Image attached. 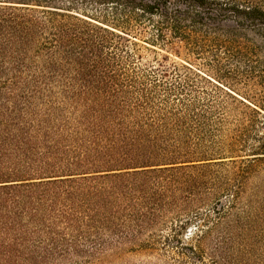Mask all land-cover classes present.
<instances>
[{"label": "trees", "instance_id": "obj_1", "mask_svg": "<svg viewBox=\"0 0 264 264\" xmlns=\"http://www.w3.org/2000/svg\"><path fill=\"white\" fill-rule=\"evenodd\" d=\"M0 264H264V0H0Z\"/></svg>", "mask_w": 264, "mask_h": 264}, {"label": "rangeland", "instance_id": "obj_2", "mask_svg": "<svg viewBox=\"0 0 264 264\" xmlns=\"http://www.w3.org/2000/svg\"><path fill=\"white\" fill-rule=\"evenodd\" d=\"M91 2H106L108 0H90ZM88 14H94V9L88 10ZM96 15V13L94 14ZM173 47H162L161 49H154L158 56H169V58L177 63H183L185 65H190L193 67V69L200 71V76L202 77H208L211 79L212 83L219 86L226 92L233 93L237 98L241 99L239 96H237L235 93L242 94L244 91L242 89V80L239 76L235 75L234 73L230 72V68H232L231 64L229 63L227 65V60L225 56L221 55V61L218 64H213L210 62V59L208 55L203 54L201 55V58L197 59L193 57L192 55H188L183 47L182 43H179L176 40H173ZM152 48H150L151 50ZM145 58L147 60L151 59L152 54L150 52H143ZM209 65V66H208ZM186 79H190L194 81L197 85V87L200 89L201 87H205L207 92L210 91V88L202 85L199 83L201 81V78L197 75H181L179 78H171V81L177 80V81H183ZM204 89V88H203ZM255 90L258 91L259 87L255 86ZM211 92V91H210ZM235 92V93H234ZM260 130V129H258ZM131 259V257H130ZM142 258L135 257L132 258L133 262L139 261Z\"/></svg>", "mask_w": 264, "mask_h": 264}]
</instances>
